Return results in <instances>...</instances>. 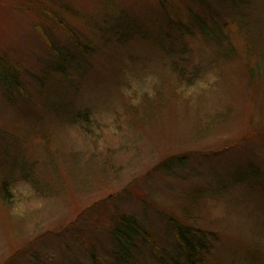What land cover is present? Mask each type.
<instances>
[{
    "label": "rangeland",
    "instance_id": "rangeland-1",
    "mask_svg": "<svg viewBox=\"0 0 264 264\" xmlns=\"http://www.w3.org/2000/svg\"><path fill=\"white\" fill-rule=\"evenodd\" d=\"M0 264H264V0H0Z\"/></svg>",
    "mask_w": 264,
    "mask_h": 264
},
{
    "label": "trees",
    "instance_id": "trees-1",
    "mask_svg": "<svg viewBox=\"0 0 264 264\" xmlns=\"http://www.w3.org/2000/svg\"><path fill=\"white\" fill-rule=\"evenodd\" d=\"M119 222L116 224L111 237L114 243L119 247L120 250L126 251L128 249L127 246H131L134 244V241L138 238L140 239L141 232L139 227L131 220H126L124 218L119 219ZM175 227V237L184 249L187 258L192 262L193 255L196 252V247L193 245L194 238L189 239L188 237V230L184 231L180 226L174 225Z\"/></svg>",
    "mask_w": 264,
    "mask_h": 264
}]
</instances>
